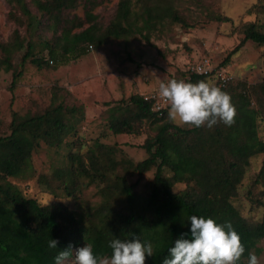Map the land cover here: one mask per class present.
<instances>
[{
    "label": "trees",
    "instance_id": "1",
    "mask_svg": "<svg viewBox=\"0 0 264 264\" xmlns=\"http://www.w3.org/2000/svg\"><path fill=\"white\" fill-rule=\"evenodd\" d=\"M9 1L22 7L29 17L30 11L24 0ZM32 2L43 15L54 18L48 30L54 38L44 39L38 44L33 42V34L29 33L28 37H24L28 38L24 44L15 32L13 42L0 44L1 63L5 65V70L11 68L13 54L23 49L25 53L21 56V63L29 59L31 64L41 68L49 63L42 55L43 50L51 62L75 60L82 54L81 51L92 50L106 39L127 36L136 27L134 22L129 21L130 16L135 15L131 14L129 0L118 3L115 18L104 31L89 22L88 27L79 32H71L73 26L62 28L60 18L63 12L74 10L80 0ZM159 11L156 6L145 7L147 20L166 15V12L154 15ZM167 16L183 23L176 15L167 13ZM148 22L144 21L143 27L146 28ZM40 23L30 20L28 30L33 32ZM81 24L78 21L73 25L80 27ZM60 28L63 30L58 34ZM247 41L264 45V32L258 30L255 23L245 25L243 38L232 54ZM40 45L43 49L35 50ZM188 74L185 82L195 83L209 78L192 72ZM232 84L230 81L219 87L230 95L236 109L235 122L231 126L217 123L211 130H203V126L182 129L163 122L155 137L147 139L143 145L146 159L136 164L125 159L117 160L114 148L99 143L89 149L86 161L81 155L69 152L66 157L69 164L54 171L51 177L59 181L57 187L62 185L67 197L77 191L76 184L81 178L98 186L102 201L86 213H77L60 202L40 204L34 198L23 196L7 181L22 175L40 143L49 147L60 146L64 135L73 130L62 106L35 116L19 117L13 113L9 132L0 136V264H55L58 251L69 245L74 251L91 244L94 255L110 256L108 245L111 240H131L133 236L142 243L153 244V257H146L145 264H162L165 258H170L168 249L181 233L190 237L189 217L193 215L213 218L219 224L231 222L245 247L239 264H247L249 252L259 255L261 249L257 243L264 240V213L259 221L247 222L232 205L231 199L236 196V187L243 179L248 159L264 155V142L256 135L257 116L259 113L264 116V103H259L261 111L249 108L253 92L259 91L264 99V80L251 86L239 83L238 94H234ZM131 104L135 111L128 116L114 113L121 108L110 110L108 128L112 133H132L143 119L153 123L167 115L166 108L160 115L152 112L151 103L142 97L132 98ZM117 166L131 169L130 175L135 173L140 177L154 169L146 191H137L136 183L128 185L125 175L114 177L115 182L109 184L112 179L109 172H114ZM39 181L44 184L46 176H41ZM177 183H185L187 187L175 192L173 186ZM258 186L264 198V158L252 183V187ZM110 194L111 197L108 196ZM50 239L58 241L57 249L48 248Z\"/></svg>",
    "mask_w": 264,
    "mask_h": 264
},
{
    "label": "rangeland",
    "instance_id": "2",
    "mask_svg": "<svg viewBox=\"0 0 264 264\" xmlns=\"http://www.w3.org/2000/svg\"><path fill=\"white\" fill-rule=\"evenodd\" d=\"M24 1L30 11L28 18L16 3L0 0V44L13 42L15 32L24 44L28 40L24 37H28L29 33L33 34V42L38 44L44 39L54 38L48 31L54 18L38 11L32 0ZM120 1L80 0L74 10L62 13L60 26H73L71 32H79L90 22L104 31L114 20ZM129 2L131 14H135H130L133 18L130 16L129 21L136 25H132L129 35L106 39L92 50L81 51L82 54L75 60H53L52 63L43 50L42 55L49 63L38 68L29 59L21 63V56L25 53L23 49L13 54L11 68L5 70L0 52V136L9 132L13 113L19 117L35 116L57 106H62L68 122L73 126V130L64 135L60 146L49 147L40 143L22 175L7 179L26 198H34L43 205L60 202L77 213L90 212L102 201L95 183L81 178L76 184L77 191L67 197L62 185L57 187L59 181L51 177L54 171L69 164L66 158L69 152L81 155L86 161L89 149L99 143L114 148L117 160L125 159L136 164L146 159L143 145L147 139L155 137L163 122L190 129L192 126H181L169 120V106L165 105L167 115L164 119L153 123L143 119L128 134H114L109 130L111 109L121 108L114 113L130 115L135 111L131 99L158 93L162 81H186L193 67L205 64L214 71L205 81L219 87L216 75L224 74L231 78L234 94H238L240 89L237 86L241 82L251 86L264 80V45L247 41L232 54L243 38L245 25L255 23L258 30L264 32V0ZM148 6L160 8L154 15L162 12L166 15L147 20L145 7ZM167 13L176 15L183 23L175 22ZM135 16L137 19H134ZM34 19L42 24L30 32V20ZM78 21L82 22L80 27L73 25ZM144 21H149L146 28L143 27ZM62 30L60 28L58 34ZM77 45L84 46L82 43ZM40 49H43L41 45L35 48ZM13 75H16L15 78ZM262 97L259 91L253 92L249 108L261 111L259 103H264ZM258 115L256 135L264 142V116L261 113ZM203 127V130L210 129ZM263 158L264 155H255L248 159L243 179L236 187V196L231 199L232 205L247 222L259 221L264 213L261 187H252ZM130 172L131 169L117 166L114 172H109L112 179L108 183L113 184L114 177L125 175L128 185L136 183L137 191H146L154 169L143 177L135 173L130 175ZM41 176H46L44 184L39 181ZM186 187L185 183H177L173 190L180 192ZM108 196L111 197V194ZM257 247L261 249L257 257L260 264H264V240H260Z\"/></svg>",
    "mask_w": 264,
    "mask_h": 264
},
{
    "label": "clouds",
    "instance_id": "3",
    "mask_svg": "<svg viewBox=\"0 0 264 264\" xmlns=\"http://www.w3.org/2000/svg\"><path fill=\"white\" fill-rule=\"evenodd\" d=\"M158 95L169 106L168 118L178 125L212 128L219 122L231 126L236 109L228 93L208 81L195 83L184 80L160 82ZM190 237L181 233L168 249L169 257L162 264H239L245 253L239 234L231 222L217 223L213 218L190 216ZM187 237V238H186ZM58 241L50 239L48 248L57 249ZM111 255L96 256L93 246L85 244L73 253L72 246L58 251L55 264H145L153 257L151 242L113 239L109 242ZM247 264H260L254 252L248 253Z\"/></svg>",
    "mask_w": 264,
    "mask_h": 264
},
{
    "label": "built area",
    "instance_id": "4",
    "mask_svg": "<svg viewBox=\"0 0 264 264\" xmlns=\"http://www.w3.org/2000/svg\"><path fill=\"white\" fill-rule=\"evenodd\" d=\"M190 71L197 75H204L207 77L212 76L214 72L211 68H209L208 64L198 65L196 67H193ZM216 77H217L216 79H217V83L219 87H223L231 81V78H228L226 75L221 74V73H218V76L216 75ZM143 100L150 102L152 112L157 113L158 115L161 114L162 110L165 109V105H167L164 101L161 100L158 93L156 92H154L153 94L144 96Z\"/></svg>",
    "mask_w": 264,
    "mask_h": 264
}]
</instances>
